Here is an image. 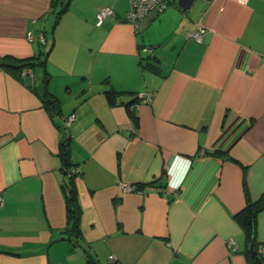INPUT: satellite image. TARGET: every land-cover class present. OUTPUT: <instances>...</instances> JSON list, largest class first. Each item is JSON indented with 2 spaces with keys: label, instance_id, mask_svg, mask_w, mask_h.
<instances>
[{
  "label": "crops",
  "instance_id": "1",
  "mask_svg": "<svg viewBox=\"0 0 264 264\" xmlns=\"http://www.w3.org/2000/svg\"><path fill=\"white\" fill-rule=\"evenodd\" d=\"M164 1L135 27L129 0H69L54 24L52 0H0V59L49 48L60 109L44 108L35 74L0 66V264H248L234 214L264 194V0ZM107 5L115 15L97 24ZM151 56L160 74L143 66ZM63 134L79 169L77 242Z\"/></svg>",
  "mask_w": 264,
  "mask_h": 264
},
{
  "label": "trees",
  "instance_id": "2",
  "mask_svg": "<svg viewBox=\"0 0 264 264\" xmlns=\"http://www.w3.org/2000/svg\"><path fill=\"white\" fill-rule=\"evenodd\" d=\"M69 0H52L51 14L53 15V24L58 21L61 14L66 10ZM43 47L46 45V40L42 43ZM49 48L41 49L33 56L25 58H15L6 55L0 59V66L17 78H22L32 73L36 75V83L32 85L33 90L41 99L44 108L51 114H58L60 112L57 99L49 91L47 83L50 78V73L45 66L46 56ZM110 103H114V98L117 91L108 89L105 91ZM140 99L137 100V103ZM130 117L135 124H138V116L135 109L127 105ZM59 154L63 159V168L67 174V178L63 183V191L65 195L67 228L65 230L68 237L77 242L79 237V219L81 209L77 200V190L74 178L77 174L70 173V168L74 167L70 161V138L67 135H62L59 140ZM140 186V185H139ZM137 185V188H139ZM264 210V194L257 199H252L246 195L245 205L234 214L235 219L242 228L244 235V253L248 264H264V254L261 249H264V242L257 239V216L260 211ZM253 243V249L257 251L256 254L248 251V244ZM91 262V260H89ZM93 264V263H92Z\"/></svg>",
  "mask_w": 264,
  "mask_h": 264
},
{
  "label": "built area",
  "instance_id": "3",
  "mask_svg": "<svg viewBox=\"0 0 264 264\" xmlns=\"http://www.w3.org/2000/svg\"><path fill=\"white\" fill-rule=\"evenodd\" d=\"M129 8L126 12V19L130 23H132L135 27L138 26L139 22L150 12L153 10H162L166 7V2L164 0H129ZM115 12L111 6H103L101 7L97 13H96V18H97V24H100L104 18L108 16H114ZM204 31L202 25H198L197 28L189 32L188 35L199 40L201 37L202 32ZM41 41H44L43 36H41ZM147 99L146 94H141L140 95V100L144 101ZM75 117V113H71L64 119V125L67 127L71 124ZM70 173L77 174L79 172V169L77 167H72L69 170ZM121 189L125 191L129 190H134L137 189V184H130V183H125L121 182L120 184ZM2 202V198L0 195V203ZM109 262H112L115 260L114 255H109L108 259Z\"/></svg>",
  "mask_w": 264,
  "mask_h": 264
},
{
  "label": "water",
  "instance_id": "4",
  "mask_svg": "<svg viewBox=\"0 0 264 264\" xmlns=\"http://www.w3.org/2000/svg\"><path fill=\"white\" fill-rule=\"evenodd\" d=\"M193 1L194 0H177V4L182 10L187 12L190 6L192 5ZM143 66L154 73L160 74L165 66V62H162L160 58L156 56L145 57L143 61ZM248 251L253 254L257 253V251L253 249L252 242L248 244Z\"/></svg>",
  "mask_w": 264,
  "mask_h": 264
},
{
  "label": "rangeland",
  "instance_id": "5",
  "mask_svg": "<svg viewBox=\"0 0 264 264\" xmlns=\"http://www.w3.org/2000/svg\"><path fill=\"white\" fill-rule=\"evenodd\" d=\"M53 15H54V14H51V15H50L49 20H48L49 23H51V20L53 19ZM262 254H264V250H262Z\"/></svg>",
  "mask_w": 264,
  "mask_h": 264
}]
</instances>
